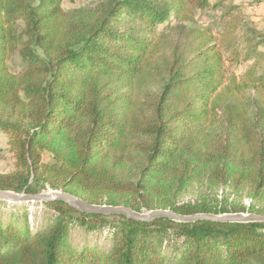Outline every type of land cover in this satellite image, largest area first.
<instances>
[{
	"label": "trees",
	"instance_id": "1",
	"mask_svg": "<svg viewBox=\"0 0 264 264\" xmlns=\"http://www.w3.org/2000/svg\"><path fill=\"white\" fill-rule=\"evenodd\" d=\"M208 5L111 0L88 13L63 0H0V128L15 157L0 189L182 214L244 211L180 204L196 180L264 199V31L230 19L215 34L195 19ZM17 53L26 68L13 72ZM228 59L251 63L237 74ZM35 203L50 213L38 229L26 211L0 213V264H264V222Z\"/></svg>",
	"mask_w": 264,
	"mask_h": 264
},
{
	"label": "rangeland",
	"instance_id": "2",
	"mask_svg": "<svg viewBox=\"0 0 264 264\" xmlns=\"http://www.w3.org/2000/svg\"><path fill=\"white\" fill-rule=\"evenodd\" d=\"M108 2L111 0H63V5L66 11L82 9L89 13L95 11L100 4ZM195 19L199 25L210 27L215 34L224 32L230 19H237L241 22L240 24L245 22L248 26L264 31V0H209V5L206 8L196 11ZM223 52L226 58L231 56L229 50L223 49ZM250 63L251 61L231 62L228 59L226 65L231 72L241 74ZM262 64L264 68V62ZM8 66L13 72L26 68L19 53L9 60ZM43 156L45 161H53L49 152H44ZM14 169L15 157L9 148L8 135L0 128V173H9ZM6 202L0 204V213L6 217L10 215L21 217L26 211L29 221H31V228H35V226L36 229L40 228L50 215L48 209L42 204ZM178 202L180 204L205 202L214 208H242L244 211L240 213L244 214L255 213L257 207L264 210V199H253L248 190L234 191L228 186H216L197 180L183 189L178 197ZM21 206L24 208L21 209ZM248 207L249 210H247ZM84 241L85 235L81 231H77L75 242L83 244ZM100 241L103 242V238Z\"/></svg>",
	"mask_w": 264,
	"mask_h": 264
},
{
	"label": "water",
	"instance_id": "3",
	"mask_svg": "<svg viewBox=\"0 0 264 264\" xmlns=\"http://www.w3.org/2000/svg\"><path fill=\"white\" fill-rule=\"evenodd\" d=\"M0 200L20 203V202H41L62 200L69 203L72 207L86 213H100L105 215H120L132 219L152 221L157 218L167 217L178 222H196L199 220H213L221 222H264V214L257 213H196L182 214L170 209H155L147 212L136 211L128 206H112L92 204L71 193L50 190L41 193H16L13 191L0 189Z\"/></svg>",
	"mask_w": 264,
	"mask_h": 264
}]
</instances>
